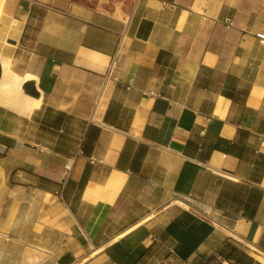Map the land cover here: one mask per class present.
I'll return each mask as SVG.
<instances>
[{
	"label": "crops",
	"instance_id": "1",
	"mask_svg": "<svg viewBox=\"0 0 264 264\" xmlns=\"http://www.w3.org/2000/svg\"><path fill=\"white\" fill-rule=\"evenodd\" d=\"M11 18L0 264H264L243 242L264 252V0H139L127 23L0 0Z\"/></svg>",
	"mask_w": 264,
	"mask_h": 264
},
{
	"label": "bare ground",
	"instance_id": "2",
	"mask_svg": "<svg viewBox=\"0 0 264 264\" xmlns=\"http://www.w3.org/2000/svg\"><path fill=\"white\" fill-rule=\"evenodd\" d=\"M117 16V18H119L120 20H122L124 23H127L129 21V16L126 15L125 13H122V11L117 10L115 13L113 12V16ZM114 16V17H115ZM121 21V22H122ZM19 29V23L15 20V19H10L8 21V23L3 22L2 27H0V35L3 33H6L7 31L13 30V31H18ZM3 30H6L5 32ZM10 48H14L15 45H13V43H8ZM15 49V48H14ZM11 51V50H10ZM12 59V58H11ZM9 56L7 55H2V62L4 64L5 67V77H4V82L2 83V85H5L6 87H10V86H16L21 80L22 78H20L17 74L12 73L8 66H9ZM11 61V60H10ZM10 67V66H9ZM1 72V71H0ZM22 84V83H21ZM10 90V89H9ZM27 97V96H26ZM1 98V97H0ZM4 99V98H3ZM9 99V98H8ZM10 100V99H9ZM37 103H34V101L32 102V105L29 106L27 108L28 113H31L32 111V107L34 108L35 106H37ZM18 106V105H17ZM30 117V116H29ZM230 178V176H228ZM175 201V200H174ZM175 203V202H173ZM176 203L183 207V208H190L191 206L184 201H176ZM170 207V206H169ZM168 208V207H167ZM166 208V209H167ZM165 209V210H166ZM153 215V214H152ZM150 218V216H146L145 218H143L142 220H140L139 222H137L135 225H133L130 229H134L137 225L141 224L142 222H145L146 220H148ZM138 227V226H137ZM136 229V228H135ZM125 233H123L121 236L123 237ZM232 235H235L233 233H231ZM237 236V235H236ZM235 236V237H236ZM242 239V238H241ZM245 243V245L247 247L250 248V250L252 251V256L259 262L264 263V252H260L259 250H257L254 246H252L250 243H248L247 241H243ZM242 243V244H244ZM250 253V252H249Z\"/></svg>",
	"mask_w": 264,
	"mask_h": 264
},
{
	"label": "rangeland",
	"instance_id": "3",
	"mask_svg": "<svg viewBox=\"0 0 264 264\" xmlns=\"http://www.w3.org/2000/svg\"><path fill=\"white\" fill-rule=\"evenodd\" d=\"M138 1L139 0H92V3L99 6L102 11H105L112 16L113 12L115 13L120 8L122 13H125L130 17Z\"/></svg>",
	"mask_w": 264,
	"mask_h": 264
},
{
	"label": "water",
	"instance_id": "4",
	"mask_svg": "<svg viewBox=\"0 0 264 264\" xmlns=\"http://www.w3.org/2000/svg\"><path fill=\"white\" fill-rule=\"evenodd\" d=\"M8 42L14 43L13 40H8ZM24 89L28 95L38 97V92H36V88L33 82H27L26 84H24Z\"/></svg>",
	"mask_w": 264,
	"mask_h": 264
},
{
	"label": "built area",
	"instance_id": "5",
	"mask_svg": "<svg viewBox=\"0 0 264 264\" xmlns=\"http://www.w3.org/2000/svg\"><path fill=\"white\" fill-rule=\"evenodd\" d=\"M258 37L261 39V40H264V34H258ZM102 94H103V90L102 92L98 95L96 101H95V106L93 108V113L96 112L98 106H99V103L101 101V97H102Z\"/></svg>",
	"mask_w": 264,
	"mask_h": 264
},
{
	"label": "trees",
	"instance_id": "6",
	"mask_svg": "<svg viewBox=\"0 0 264 264\" xmlns=\"http://www.w3.org/2000/svg\"><path fill=\"white\" fill-rule=\"evenodd\" d=\"M226 259H227V261H229V259H230V258H229V257H227Z\"/></svg>",
	"mask_w": 264,
	"mask_h": 264
}]
</instances>
